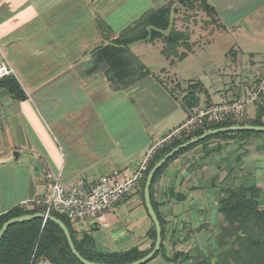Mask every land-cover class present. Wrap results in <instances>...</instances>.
Segmentation results:
<instances>
[{
    "label": "crops",
    "instance_id": "1",
    "mask_svg": "<svg viewBox=\"0 0 264 264\" xmlns=\"http://www.w3.org/2000/svg\"><path fill=\"white\" fill-rule=\"evenodd\" d=\"M208 2L216 11L212 24L227 31H240L254 17L248 13H260L264 23V0ZM155 5L156 0H0V62L5 57L15 69L13 78L22 92L17 97L0 79V215L17 206L42 205L49 174L60 176L68 187L80 180L94 184L104 176L131 178L151 151L154 156L181 135L170 138L192 114L245 100L254 89L250 86L264 79V61L258 64L251 53L255 79L246 78L244 85L236 65L228 86L215 91L201 81L176 83L167 66H151L134 51L141 43L169 38L166 32L130 45L133 56L119 53L107 60L103 49L159 8ZM232 15L234 20H225ZM243 51L238 45L229 54L237 61ZM141 65L149 75H143ZM194 84H199V106L188 108L183 98ZM259 103L248 106L245 121L256 118ZM233 196L264 201L260 136L209 141L165 168L154 199L166 223V257L177 259L168 262L160 254L148 264L224 263L225 232L239 224V211H223ZM71 226L78 240L103 253L144 252L153 244V222L140 189L100 219Z\"/></svg>",
    "mask_w": 264,
    "mask_h": 264
},
{
    "label": "trees",
    "instance_id": "2",
    "mask_svg": "<svg viewBox=\"0 0 264 264\" xmlns=\"http://www.w3.org/2000/svg\"><path fill=\"white\" fill-rule=\"evenodd\" d=\"M179 4L183 6L190 7L194 9L195 6L201 7L202 10L206 11L208 15H213L216 13L215 8L212 7L208 0H178ZM176 3H170L169 5L159 7L157 9H152L141 16L133 24L127 27L121 35L108 47L103 49L107 54V60L110 59L109 55L116 56L119 53H129L131 54L129 46L144 40H156L163 37L164 33L167 32L172 24V15L175 12ZM200 5V6H199ZM212 22V21H211ZM180 38L185 40L181 41L183 46L192 51V45L189 43L190 35L180 34ZM144 68L143 75H149L150 70ZM1 86L11 90L17 97L22 95L19 84L13 78V76L1 79ZM199 84L191 85L190 92L183 98L184 104L188 108H196L199 106V99L197 93ZM262 103L258 104L256 118L253 120H244V117L235 118L233 115H228L220 122H204L202 125L197 126L191 131H184L181 135L173 137L168 143L164 144L153 156L152 160L148 163L147 170L144 172L143 179L140 183V192L144 200V189L146 184V179L149 172L153 167L168 153H170L176 147L190 141L193 138L199 137L210 130H216L220 128H227L232 126H264L263 116H264V94L261 95ZM253 136H260L264 138V133L259 131H231L223 132L213 136H210L204 140L199 141L191 146H188L173 157H171L154 175L150 195L153 208L159 218L162 227V240H165V220L161 217L158 205L155 202V188L156 185L165 170V168L177 157L186 153L187 151L212 140H229V139H239V138H249ZM145 203V200H144ZM264 206L259 198H249L245 199L238 196L229 197L225 200L224 212L228 214L234 210L239 211L237 217L239 222L243 224L247 219L257 217L259 212L262 211L261 207ZM46 206L33 205L32 208L17 206L9 210L7 213L0 215V230L3 225L12 218L21 217L25 215H33L36 213H45ZM52 216L63 221L71 233L73 242L77 251L81 254L83 258L88 261L101 263V264H131L136 262L146 255H148L154 248L156 241V229L153 224L152 229L149 233L150 238L153 241L152 247L147 251H140L135 248L127 252L122 253H103L99 252L88 245V242L83 240H78L71 222L64 216L57 213H53ZM260 222L258 226H264V210L260 214ZM236 231V230H235ZM228 232V231H227ZM229 234L231 235L230 231ZM240 239L236 246L242 247L244 256L250 264H254V260L258 257L259 260L256 264H264V249L259 245V241L251 240L246 238L245 235H240ZM162 243L160 251L149 261L151 262L157 256L162 254L168 262H172L174 259H169L166 257L164 244ZM252 253V255H250ZM255 253V254H254ZM179 254L176 255L178 257ZM252 256V257H250ZM42 262H48L49 264H83L72 252L67 238L62 231V229L51 220L44 219H34L25 222L16 223L8 228L4 237L0 241V264H41ZM148 262V263H149ZM147 263V264H148ZM195 264H211L207 260L197 261Z\"/></svg>",
    "mask_w": 264,
    "mask_h": 264
},
{
    "label": "rangeland",
    "instance_id": "3",
    "mask_svg": "<svg viewBox=\"0 0 264 264\" xmlns=\"http://www.w3.org/2000/svg\"><path fill=\"white\" fill-rule=\"evenodd\" d=\"M177 1L156 0L155 5L156 7H162L170 3H176L174 7L176 11L172 15L171 27L166 32L167 36L170 35V37L165 40H176L177 44L174 46L165 40H159L154 44L141 43L134 51L151 66H167L170 70L171 79L183 86H187L192 81H201L211 91H215L220 87L224 88L228 86L229 79L235 74L232 68L233 65H236L237 68L241 67V71L236 72L244 74L242 85L246 84V78L255 79L253 74L256 70H253L250 65L251 53H254L258 64L264 61V23L260 18L262 15L260 13H248V15L254 17L249 21L247 19L241 30L233 33V31L225 30L222 26H214L215 24L211 22L212 16L208 15L198 5L191 9L179 4ZM230 1L227 0V2ZM228 9H232V6L229 5ZM252 10L254 8H251L250 11L252 12ZM234 18L235 15H232L225 18V20H234ZM179 33L190 35V40L194 43V45L192 44L194 53L183 46L181 41L185 39L178 37ZM237 44L244 51L243 53L239 52L237 61H235L236 55L233 57L234 59L231 58L232 55L229 54V51L238 49ZM254 84L250 86V89H255ZM215 100L220 99L215 97ZM179 119L180 117L177 118L178 121ZM261 210H264V206L261 207ZM262 211L259 212L257 217L248 218L244 224L240 221L236 231L226 230L225 262L219 264H250V262L248 263L250 261L248 260L249 257L247 261L241 245H234L240 239V235L259 241L261 243L259 246L264 249V226H258ZM258 257L254 260V264L258 262Z\"/></svg>",
    "mask_w": 264,
    "mask_h": 264
},
{
    "label": "built area",
    "instance_id": "4",
    "mask_svg": "<svg viewBox=\"0 0 264 264\" xmlns=\"http://www.w3.org/2000/svg\"><path fill=\"white\" fill-rule=\"evenodd\" d=\"M15 74V69L3 57L0 62V79ZM263 94L264 79L249 93L245 100L219 104L192 114L188 121L175 131L170 138L182 131H191L205 121L220 122L228 115L241 118L249 105L261 101V95ZM153 152L151 151L140 170L134 176L125 180L104 176L94 184L80 180L74 186L68 187L63 184L60 176L55 177L53 174H49L48 177L51 179V183L45 198L39 203L46 206L44 214L52 216L53 213H57L66 217L72 223L100 219L123 199L133 195L140 189L141 180Z\"/></svg>",
    "mask_w": 264,
    "mask_h": 264
},
{
    "label": "water",
    "instance_id": "5",
    "mask_svg": "<svg viewBox=\"0 0 264 264\" xmlns=\"http://www.w3.org/2000/svg\"><path fill=\"white\" fill-rule=\"evenodd\" d=\"M231 131H259V132H263L264 133V126H252V125H246V126H232V127H227V128H220V129H216V130H210L206 133H204L203 135L193 138L190 141L176 147L175 149H173L170 153H168L164 158H162L154 167L153 169L149 172L148 177L146 179V184H145V189H144V200H145V205H146V209L148 211V214L155 226L156 229V241H155V245L153 250L146 255L144 258L133 262L131 264H147L161 249L163 240H162V227L159 221V218L153 208L152 202H151V195H150V189H151V185H152V181H153V177L154 175L157 173V171L171 158L173 157L176 153H178L180 150L191 146L195 143H198L201 140H204L210 136L219 134V133H223V132H231ZM44 219V220H51L52 222L56 223L64 232L68 244L73 252V254L83 263V264H101V263H95V262H91L86 260L85 258H83L81 256V254L77 251L75 244L73 242L71 233L69 231V228L67 227V225L61 221L60 219L54 217V216H47L44 213H36L33 215H25V216H21V217H16V218H12L9 221H7L2 229L0 230V241L2 240V238L4 237L6 231L8 230V228L16 223H20V222H25V221H29V220H34V219Z\"/></svg>",
    "mask_w": 264,
    "mask_h": 264
}]
</instances>
